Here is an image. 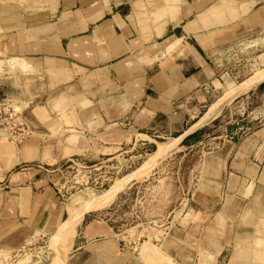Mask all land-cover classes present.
<instances>
[{
  "label": "crops",
  "instance_id": "0c3cea01",
  "mask_svg": "<svg viewBox=\"0 0 264 264\" xmlns=\"http://www.w3.org/2000/svg\"><path fill=\"white\" fill-rule=\"evenodd\" d=\"M261 34L264 0H0V99L40 101L27 106L36 133L19 146L0 130V244L64 221L38 163L85 147L112 158L128 144L188 140L238 96H264V65L236 81L231 55ZM240 128L226 126L206 158L199 190L221 198L212 214L208 205L196 212L207 222L185 220L188 212L159 246L146 240L133 254L90 212L60 264H264V124L244 138Z\"/></svg>",
  "mask_w": 264,
  "mask_h": 264
},
{
  "label": "rangeland",
  "instance_id": "374dc122",
  "mask_svg": "<svg viewBox=\"0 0 264 264\" xmlns=\"http://www.w3.org/2000/svg\"><path fill=\"white\" fill-rule=\"evenodd\" d=\"M238 45L231 53L235 63L240 64L236 81L250 70L264 65V55L261 54L264 52V34L256 35L250 41L240 40ZM241 97L225 105L217 118L209 121L188 140L174 142L159 138L156 139L159 142L156 149L154 144H145L141 149L128 144L122 148L123 158L122 154L112 158L96 157L97 152L85 147L79 154L57 162L38 163L43 168L40 170L52 178L54 191H58L57 195L61 194L59 200L65 208L64 221L52 233L0 244V264H60L68 253L76 226L90 212H94V218L105 220L116 236L132 247L129 249L133 250V254L144 250L146 244L143 242L146 240L159 246L168 232L180 227L188 212L185 220H193L195 224L207 222L209 215L196 212L208 205L212 214L221 198L216 199L199 190L206 183L203 178L207 169L206 158L215 154L217 142L224 139L226 126L241 123L237 135L244 138L249 134V128L264 124V115L261 116L264 109L263 92L254 100H242ZM1 99L0 123L4 127L0 125V130L4 132L3 140L19 146L36 133L33 128L35 117L28 116L27 106L36 107L40 101L32 100L25 104L20 99L4 96ZM224 103L215 105L196 127ZM15 106H18L16 110ZM248 110L256 111L255 115L248 114ZM6 129L12 130L11 136ZM159 146L167 148V151L160 154ZM117 159H123L121 165H117ZM117 178L120 179L112 184ZM4 185H7L6 180H0V191L6 189ZM171 223L175 227L169 229Z\"/></svg>",
  "mask_w": 264,
  "mask_h": 264
},
{
  "label": "bare ground",
  "instance_id": "6f19581e",
  "mask_svg": "<svg viewBox=\"0 0 264 264\" xmlns=\"http://www.w3.org/2000/svg\"><path fill=\"white\" fill-rule=\"evenodd\" d=\"M262 80H264V73L261 75H259L258 77H257V82H260V81H262ZM255 81V80H254ZM249 85V84H248ZM251 85V84H250ZM220 104V103H219ZM18 108V106H15L14 107V110H16ZM216 111V110H215ZM212 112H214V111H212ZM0 125H2L1 123H0ZM3 126V125H2ZM4 127V126H3ZM7 130V129H6ZM142 137V136H141ZM158 148H160V150H161V153L160 154H164L166 151H167V148H165V147H161V146H159ZM118 157V156H117ZM121 160V161H120ZM122 161H123V159H117V165H121L122 164ZM120 178H117L112 184H114L117 180H119ZM111 186V185H110ZM109 186V187H110ZM109 195V194H108ZM93 196V195H92ZM91 196H89L88 198H86L84 201L85 202H87V200L90 198ZM83 205H84V203H83ZM85 208V207H84ZM81 210V209H80ZM80 212V211H79ZM176 215V214H175ZM174 215V217L173 218H175L176 216ZM80 217V216H79ZM78 219L79 218H77V220H76V222L78 221ZM173 223H171L170 225H172ZM70 237V236H69ZM67 243V242H66ZM152 248H154V247H152ZM62 253H60L59 255H61ZM61 258V257H60ZM57 260V259H56ZM58 262V261H57ZM55 263V262H54ZM55 264H57V263H55Z\"/></svg>",
  "mask_w": 264,
  "mask_h": 264
},
{
  "label": "built area",
  "instance_id": "2783aa9c",
  "mask_svg": "<svg viewBox=\"0 0 264 264\" xmlns=\"http://www.w3.org/2000/svg\"><path fill=\"white\" fill-rule=\"evenodd\" d=\"M2 100V99H1ZM2 102H0V104H1ZM1 105H3V104H1ZM0 111H1V109H0ZM4 119V118H3ZM7 131H8V134H9V136H11V134H12V130L10 131V129H7ZM12 137H14V136H12Z\"/></svg>",
  "mask_w": 264,
  "mask_h": 264
}]
</instances>
